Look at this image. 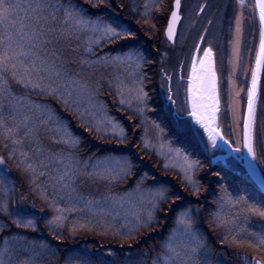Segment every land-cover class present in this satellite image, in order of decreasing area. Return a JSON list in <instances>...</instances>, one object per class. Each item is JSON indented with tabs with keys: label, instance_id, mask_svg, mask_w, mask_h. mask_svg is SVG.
<instances>
[{
	"label": "snow or ice",
	"instance_id": "1",
	"mask_svg": "<svg viewBox=\"0 0 264 264\" xmlns=\"http://www.w3.org/2000/svg\"><path fill=\"white\" fill-rule=\"evenodd\" d=\"M92 8H111L112 0H84ZM240 9L245 7V0H237ZM155 7L154 4L151 5ZM141 14L142 23H147L150 4H144ZM255 9L259 13V50L255 56V67L251 70V82L247 87L246 114L241 115L239 97L240 90L229 88V99L226 103L225 118L231 115L232 125L239 127L242 119V137L235 141L226 138L220 124L218 114L221 111L220 91L217 76L216 60L211 46L201 49L200 44L195 46V54L191 57V70L187 79V107L183 110L173 108L176 100L173 98L171 87L172 77L164 74L167 82L166 103L160 107L161 115L171 123L174 137L169 139L171 151L183 155V181L185 186L192 190V194H199V183L193 178L198 165L190 161L187 154L181 153L179 147L174 146L175 139H186L196 145L223 151L227 146L232 152L241 153L242 149L253 161L257 159L258 149L264 153V125L257 126V102L260 98V77L264 71V0H255ZM181 0H174L170 18L167 20L165 36L168 41L176 38V28L181 20ZM203 7L200 11L203 12ZM242 15L235 18L236 39L233 42L232 55L235 65L240 59ZM155 27V25H153ZM75 50L83 48V55L77 61L78 68L66 67L55 45L61 39L81 40ZM138 34L125 22L116 16H107L104 12L89 13L78 0H0V141L8 150V156L17 157L18 163L29 175L33 190H38L40 196L53 210V217L48 220L49 229L57 236H61L66 213H85V216L75 220L72 232L78 229L96 231L102 235L111 233L121 241L136 239L138 234L168 218V213H174V226L169 235L156 251L151 264H221L220 260L213 261L212 254L216 251L210 245L206 234L197 227V216L193 210L183 204L164 205L172 200L182 201L179 193H169L170 185L159 183L145 187L149 174L144 173L137 177L134 187L125 195L109 196L112 207L123 208L129 204L130 208L124 213V223L117 227L103 217L116 216L100 201L72 196L75 192L74 184L77 176H86L93 181H102L111 186L126 182L136 175V163L127 153L115 149L107 150L103 155H89L83 160L76 154L79 152L85 137L72 131L70 124L57 111L58 105L79 122L85 132L96 139L106 142L114 141L117 144H127L128 134L122 122L115 117L107 116V105L97 99L103 84L102 79L109 69V87H114L119 104L127 105L128 109L135 107L136 112L144 116L145 110L151 111L148 105L149 93L145 91V65L149 58L137 42ZM200 43H205V36L199 37ZM210 43V42H209ZM53 47H49V46ZM106 45L118 46L114 54H98L97 48ZM202 52V56L200 53ZM89 57H96L90 59ZM58 61H60L58 63ZM104 69L105 71H100ZM90 70V71H89ZM123 70V71H121ZM100 75L97 77L96 73ZM130 82L125 83V76ZM95 77V79H94ZM183 79V77H181ZM229 85L233 81L228 77ZM13 84L23 90L17 94ZM42 99H32V97ZM184 111L187 115H182ZM101 117V118H98ZM154 127L161 137L166 135V128L160 120L153 118ZM49 133V138L55 144L63 145L59 151L53 153L42 146L41 132ZM206 138V139H205ZM151 145L143 142V148ZM5 164L4 157L0 156V166ZM59 165L60 167H55ZM169 165L164 164L167 169ZM54 169L56 175L52 176ZM254 171V169H250ZM8 171L0 167V215L11 219L17 228L36 230L33 214L23 208L10 209L14 185L7 182ZM42 176H49V181L39 182ZM155 180V177H152ZM54 181V183H51ZM52 188L49 196L48 188ZM66 193L68 199L63 207L59 206L57 196ZM63 199V196L60 197ZM216 209L210 213L209 223L216 229H223L219 243L230 247H247L260 253L264 257V234L247 232L240 229L234 219L223 213L224 206L239 207L264 218V208L249 203L246 197L234 199L226 190L217 199ZM164 213V216H158ZM101 219H94L95 217ZM7 225H0V228ZM253 240L255 242H253ZM27 238L21 234H14L11 240L5 239L0 249V264H54L58 258L59 249L53 250L47 243L37 245L34 241L27 243ZM39 249H44L47 258ZM107 250L109 260L94 261L85 259L87 253L80 257L67 256L63 264H141V257H133L134 249ZM30 253L26 258L20 257ZM243 264H264V259L249 260L238 257Z\"/></svg>",
	"mask_w": 264,
	"mask_h": 264
},
{
	"label": "rangeland",
	"instance_id": "2",
	"mask_svg": "<svg viewBox=\"0 0 264 264\" xmlns=\"http://www.w3.org/2000/svg\"><path fill=\"white\" fill-rule=\"evenodd\" d=\"M80 1L83 2L84 0ZM132 1L136 0H131V2ZM22 2H24V0H22ZM116 3L117 6L120 7V9L123 8V2L117 0ZM203 5H206V8L204 12H201L200 9L201 7H203ZM118 7L116 9L112 7L107 8L108 11L106 15L116 16L118 14V16L122 18V12H118L120 11ZM95 9L98 10V8ZM99 9H104V7L101 6ZM181 14L182 23L179 28L176 43L172 45L168 42L165 37V29L161 38L162 58L160 68V98L162 100H160L159 98L160 103H166L164 98L167 95L168 85L164 80V74L167 73V75H170L172 77L171 87L173 89V98L176 100V105H173L172 107L181 110L187 107V79L191 70V57L193 54H195V46L197 44H200L201 49L211 46L216 60L217 73L219 75L218 83L221 99L219 124L225 137L235 141L237 138L242 137V119L240 126L235 127L232 125L231 115L229 114L228 117L225 118L224 113L226 111V103L229 99L230 87L232 90L243 89L239 97V105L242 117L246 111L247 87L250 86L251 70L255 67V56L256 52L259 50L260 28L254 3L251 0H245V7L243 9H240L237 0H184L182 4ZM238 15H242V32L239 45L240 59L235 65V71H233L232 61L234 60V58L232 55V50L233 42L236 39L235 18ZM125 20H128V18H126ZM125 23L128 24V22ZM200 36H205V43H200ZM153 37L154 35L150 36V38ZM86 39V36H82L81 40L61 39L59 43L55 45V48L57 49L66 67L73 69L79 67L77 61L79 57L84 54L83 48L80 47L79 50L75 51L74 49H76L78 45H81V41ZM138 41H140V39H138ZM49 47L51 48L53 46L50 45ZM114 48V46L106 45L102 49L97 48L96 51L101 55L114 54ZM200 55H202V52L200 53ZM89 58L95 59L96 57ZM59 62L60 61H58V63ZM149 64H151L152 66L154 63ZM151 69L152 67H150V70ZM100 71L103 72L105 70L101 69ZM113 71L114 70L109 69L107 72H105V75L102 79L103 87L97 99L107 105L108 117H115L118 121L122 122V126L126 128L128 134L127 144H117L114 141L106 142L104 140L96 139L93 135L85 132L84 129L80 127L79 122L76 118H74L68 112H65L58 105L56 106V108L60 115L69 122L72 131L85 137V140L79 152L76 153L82 160L89 155H93V157L100 156L103 155L107 150L115 149L118 152L127 153L131 156V158L136 163V175L129 177L126 182L116 183L111 186L106 185L102 181H93L86 176L78 175L74 184L75 192L72 193V196H80L84 199L105 203V207L112 211L113 215L116 216V219L113 220L112 216H105L103 217V219L115 223L117 227H120L124 223L123 215L129 210L130 205L125 204L123 208H113L111 200H108L106 198L115 195H125L127 191H130L134 187L139 175L148 173L149 179L146 180L144 185L145 187H149L156 183H159L161 185H170V194L177 192L180 196L183 197L182 201H176L175 203H173L172 200H169V203L167 205H164L165 208L169 207V205L173 207L175 205H179L180 203H185L187 208L191 210L195 209L199 218H202L203 216L202 223L208 235L207 239L212 238L213 242L210 243V245H214L216 249L211 257L213 261L217 260L218 258L221 264H223V257L227 258V255L229 254H227L225 249L231 250V254L238 251V253L244 254L240 257L246 256L249 260L264 259V257H262L260 253L254 251L251 248L230 247L227 244L221 245L219 243V240L220 236L223 233V229H216L209 223L211 219L210 213L217 207L215 202L226 190L225 186L220 187L219 185H214L212 181L215 176H211L209 171L212 168L223 167L226 169V171H230L237 176L246 177V172L243 169V166H241L235 159H230L226 162V164H224L222 160L219 159L221 155L226 154L224 151L212 149L211 147H209L207 151H205L203 146L195 144V146L200 148L201 151H203L210 159V166L204 165V167L201 168V164H197L198 162L193 161L191 156L181 148L182 141L180 139H175L174 146L179 147L181 153L187 154L190 161L195 162L198 165L196 171L193 173V178L200 185L199 194H192V190L189 187L185 186L186 182H184L182 179L183 168L185 166L184 157L183 155H177L176 152L171 151L170 149L169 139L174 137L173 131H167L166 135L164 137H161L158 133V130L154 127L153 118L160 120L161 123L165 119V117L161 115L160 110L158 111L156 108H153V106L155 105V101H151L152 99L148 100V105L152 110L148 111L146 109L144 116H141L138 112H136L135 107H133L132 109H128L127 105H120L119 97L116 96L115 88L109 87L108 84V81L111 78L110 73H113ZM123 74L125 76V83H129L130 80L129 78H127V73L125 72ZM99 75L100 73L97 72L96 76L98 77ZM229 76L232 77L233 81L231 86L228 82ZM181 77H183V79H181ZM146 84L147 77L144 85L145 91L147 89ZM13 89L17 92V94H23V90L15 84H13ZM153 90L154 89H152V91ZM32 99L35 100L42 98L33 96ZM258 109L259 111H261V113H263L264 118V99L262 98L261 100H259ZM181 114L185 116L187 115V113L184 111H182ZM257 125L259 128L261 127V125H264V119ZM261 130L262 132H264V129ZM49 136V133H45L43 131L41 132L40 139L42 146L45 149L55 153L63 148V145L53 143ZM184 140L190 142L189 140ZM144 141H147L151 145V147L144 149ZM192 150L195 151L194 149ZM0 156L4 157L5 159V164L0 167L6 168L8 171L7 182L9 183V185H14V190L10 193V195L12 196V200L10 201V209H16L18 207L25 209L28 213L33 214L30 218L34 219L36 230L42 227L41 229H46L48 231L49 236H55L56 234L50 231L48 225V220L51 219L54 215L53 210L40 196L39 191L33 190L34 186L30 183L29 175L23 170V165H20L18 163V154L17 157L9 158L8 150L3 147V142L0 141ZM253 162L256 170L264 177V153H262L260 150L257 151V159ZM165 163L169 165L167 169L164 168ZM55 167L58 168L60 166L55 165ZM50 171L52 176L56 175L54 169ZM152 177H155V180H153ZM198 177H201L203 181L200 182ZM43 181H49V176H42L38 183ZM51 183H54V181H51ZM103 187H109L112 190L104 191V189H102ZM213 190L217 191L218 194L217 197L214 198V196H212L211 199L210 197ZM48 194L49 196H51L52 194L51 187L48 188ZM2 195L3 193H0V196ZM61 196H63V199L60 198ZM232 197L234 199H238L241 196L235 195ZM67 199L68 196L66 193L58 194L57 200L59 201V206L63 207ZM248 201L249 203L255 204L260 207L255 202H252L250 200ZM244 207V205L233 207L226 204L224 206L223 213L230 219H234L240 229H246L247 232L256 233L258 235L264 234V218H261L258 215H254L247 211H242L241 209ZM169 214L170 213H168V215ZM66 215L68 216V220L65 222L64 228L60 230L62 234L68 233V235L73 234L74 236H76L79 233L82 236L84 235V237L87 233L92 234V231H88L86 229H78L75 233L72 232V224L75 220L79 219L82 216L85 217V219L88 218L85 216V213L72 212L66 213ZM158 216H164V213H158ZM94 219H101V217L98 216ZM170 222L172 223L173 227L174 217H171V220L169 216L166 220L162 219L159 226H154L153 228L149 229H155L154 232H150V235L153 236L154 233L161 234L163 229L168 226ZM0 225H7L6 227L0 228V235H2L3 233L12 234L13 232L11 231H13V229H17V231L15 232H20V234L23 236L25 233H34L36 231H33L32 229L17 228L14 224H12L11 219L3 215H0ZM198 229L200 230L199 227ZM96 233L99 236L108 238L109 240L112 239L114 241L113 243H110L112 245L129 243L128 241H121L118 236H114L111 233L106 236L100 234L99 232ZM35 234H38L40 236H36L37 238L33 236L32 238H30L29 242H45V235L43 233L39 234L35 232ZM56 240L60 242V239ZM253 242L255 241L253 240ZM3 243H0V245ZM110 244H105L104 246ZM2 248L3 246H0V249ZM97 249H99L102 253V258L104 257L106 259H110V257L106 255L107 252H104L101 247H97ZM215 255H218L219 257H214ZM235 260L238 261V264H243V261L241 259L235 257ZM141 264H148V261L143 259L141 261Z\"/></svg>",
	"mask_w": 264,
	"mask_h": 264
},
{
	"label": "trees",
	"instance_id": "3",
	"mask_svg": "<svg viewBox=\"0 0 264 264\" xmlns=\"http://www.w3.org/2000/svg\"><path fill=\"white\" fill-rule=\"evenodd\" d=\"M116 1L112 0V5H113L112 8L116 9L118 7ZM120 1L123 2V8L120 9V7H118L120 10L118 12H122V18L120 17L119 18L122 19L124 22H128V24L126 23L125 24L131 27L138 34V39H140V41L137 40V42L143 48L145 55L149 58V61H150L149 63H154L152 66L149 63L145 65V75L147 77L146 91L149 93V97L150 99H152L151 101H155V105L153 106V108H156L159 111L161 107L160 100H162L160 98V93H161L160 92V76H161L160 68H161V58H162L161 38L164 32V29H166L167 20L170 17V13H171L174 0H136L132 2L131 0H123V1L120 0ZM78 2L82 4L85 8H87L89 13L91 14H95L97 12H104L105 14H107V11H108L107 8H104V9L98 8V10H96L95 8H92L91 5L84 3V1L82 2L78 0ZM145 3L150 4L149 15L147 17L148 22L142 23L140 17H141V14L144 12L143 6ZM152 4H154L155 7H152L151 6ZM126 18H128V20H125ZM153 25H155V27H153ZM152 35H154V37L150 38V36ZM111 46H114L115 48L113 50L116 51L118 46L116 45H111ZM150 67H152L151 70H150ZM152 89L154 90L152 91ZM262 97L264 99V80L262 84ZM257 118H258V123L263 121L264 118H263V113H261V111L258 112ZM162 124L163 126L167 127L166 128L167 131L169 132L173 131L174 133L171 123L167 120V118H165L162 121ZM180 140L182 141L181 148L191 156L193 161L198 162L197 164L200 163L201 168L204 167V165L210 166V159L203 151H201L200 148L196 147L195 144L192 143L191 141L188 142V141H185L184 139H180ZM194 146L196 147V149ZM192 149H194L195 151H193ZM209 173L211 176L216 177V178L214 177L212 181L214 185L216 184L217 186L219 185L220 187L225 186L227 192L231 193L232 196L239 195V196L246 197L248 200L258 204L261 208H264V194L259 192L258 189L255 186H253L247 179L239 177L230 171H226V169L223 167L222 168H212L209 171ZM198 178L200 182L203 181L201 177H198ZM102 189H104V191L112 190L109 187H103ZM217 194L218 192L213 190L210 198L212 199V196H214V198L217 197ZM183 205L186 207L185 203H183ZM175 206H173V208ZM193 211L197 216V226L200 228V231L202 233H205L207 235L204 225L202 223L203 216L202 218L201 217L199 218L195 209ZM168 216L170 217V220H171V217L172 218L174 217V213H170ZM171 227H172V223L170 222L169 225L163 229L161 234L154 233L153 236L150 235V232H154L155 229L141 232L140 234H138L136 239L128 241L129 243L127 244L122 243L120 244L121 246L117 244H114V245L110 244L114 242L112 239H110L111 240L110 241L106 237L99 236L96 233V231H92V234L87 233L85 237L84 235L82 236L79 233L76 236H74L73 234L68 235V233L66 234L63 233L61 236H57V235L49 236L48 231L46 229H41L42 227L38 228V230H36L35 232L39 234L43 233L45 235L44 236L45 242H42V243H47L51 245L53 250L59 249L58 258L54 261V264H63V261L65 260L67 256L80 257L84 253L88 254L87 256H84L85 259L91 258L94 261H101V260L106 261L109 259H106L104 257L102 258L101 257L102 253L100 252L99 249H97V247H101L104 252H107L109 248L120 250L121 255L123 256L124 254L123 250L128 249L129 245H131V247L134 249L133 257L140 256L141 261L144 259L148 261V264H151V261L154 258L156 251L159 250L160 245L165 240V238L169 235ZM15 231H17V229H13V231H11L13 232L12 234L3 233L2 235H0V243H3L5 239L13 238L14 234H17ZM35 232L25 233L27 237L24 234V237L27 238V241H26L27 243L29 244L31 243L29 242V240L33 236L35 238H37L36 236H40L38 234H35ZM18 234H20V232ZM206 237H208V235ZM56 239H60V242L57 241ZM52 240H55V241H52ZM207 240L209 241V243L213 242L212 238L210 239L208 238ZM36 243L37 245H39L41 241H37ZM105 244H110V245L104 246ZM0 246H3V244H1ZM116 246H120V247H116ZM38 251H40L42 254L44 253L43 258L45 259L47 258V255L44 249L41 250L38 248ZM225 251L227 252V254L228 253L229 254L227 255L228 256L227 258L223 257L222 259L223 264H238V261L235 260V257L238 258L241 255H244V254L238 253V251L234 252L233 254H231V250L225 249ZM28 255H30V253L25 252L24 255L21 256L20 258L21 259L26 258ZM214 257H219V256L215 255Z\"/></svg>",
	"mask_w": 264,
	"mask_h": 264
},
{
	"label": "water",
	"instance_id": "4",
	"mask_svg": "<svg viewBox=\"0 0 264 264\" xmlns=\"http://www.w3.org/2000/svg\"><path fill=\"white\" fill-rule=\"evenodd\" d=\"M182 3H183V0H181V4ZM257 14H258V18H259L258 9H257ZM181 22H182V15H181L180 23L177 25V28H176V38H177V35H178V31H179ZM176 38H175L174 41H168V42L170 44L174 45L175 42H176ZM263 73H264V71L261 72L260 89H261V84H262V81H263ZM217 76H218V74H217ZM218 81H219V78H218ZM218 123H219V114H218ZM223 151L226 154L225 155H221L219 157V159L222 160V162L224 164H226V162L228 160H230L231 158L235 159L239 164H241L245 168V170L247 171L248 175L250 176V178L254 182L255 186L259 189V191H261L264 194V179L257 173V171H256V169H255V167L253 165V160L251 159V157H249L247 155L246 151L242 149V152L238 154V153L232 152L230 149L227 148V146L224 147ZM250 169H254V171H250Z\"/></svg>",
	"mask_w": 264,
	"mask_h": 264
},
{
	"label": "flooded vegetation",
	"instance_id": "5",
	"mask_svg": "<svg viewBox=\"0 0 264 264\" xmlns=\"http://www.w3.org/2000/svg\"><path fill=\"white\" fill-rule=\"evenodd\" d=\"M206 8V5H203V9ZM204 12V11H203Z\"/></svg>",
	"mask_w": 264,
	"mask_h": 264
}]
</instances>
